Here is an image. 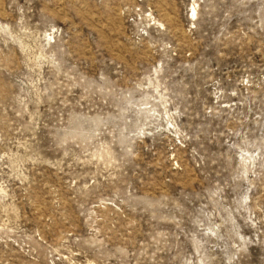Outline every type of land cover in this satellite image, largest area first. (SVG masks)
<instances>
[{"label":"rangeland","instance_id":"374dc122","mask_svg":"<svg viewBox=\"0 0 264 264\" xmlns=\"http://www.w3.org/2000/svg\"><path fill=\"white\" fill-rule=\"evenodd\" d=\"M0 264H264V0H0Z\"/></svg>","mask_w":264,"mask_h":264}]
</instances>
